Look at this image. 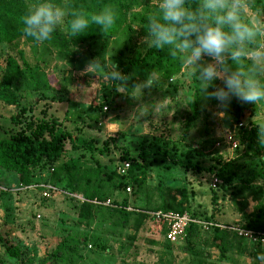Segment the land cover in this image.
Wrapping results in <instances>:
<instances>
[{"label":"rangeland","instance_id":"obj_1","mask_svg":"<svg viewBox=\"0 0 264 264\" xmlns=\"http://www.w3.org/2000/svg\"><path fill=\"white\" fill-rule=\"evenodd\" d=\"M65 3L62 0L58 4ZM57 30L63 31L64 25ZM127 44L139 50L147 45L144 38L129 32L114 36L103 49H100L101 40L90 46L86 42L69 44L65 56L46 42L37 43L25 35L11 43L0 44V70L6 56L13 58L23 70L19 79L10 83L9 93L16 103L0 99V136L11 126L9 116L24 106L31 108L25 112L26 122L29 115L34 123L41 118L54 119L73 133L96 139L97 146L113 134L117 135L116 145L121 143L130 148L137 147L140 137H159L169 145L174 142L180 149L198 144L202 153L194 157L203 167L213 162L209 156H217L221 161H232L230 171L250 173L252 169L246 163L251 156L241 155L242 144H238L237 150L231 149L225 137L230 132L239 143L236 130L239 122L242 126L250 122L264 125V102L255 105L238 102V112L233 117L232 100L231 120L220 121L213 116L217 102L208 101V107H204L205 101L198 92L199 83L185 66L176 77L166 81L158 78L150 90H144L140 100L127 93L116 95L112 86L103 83L99 75L82 74L88 60L102 57L107 61L111 53L117 54ZM214 83L221 84L220 81ZM196 91L197 112L191 120L190 103ZM141 103H158L162 107L155 115L139 118L135 109ZM96 158L107 170L118 174L128 171L118 172L122 161L120 150L111 143L108 152L96 154ZM159 158V154H148L147 160L152 159V163L146 167L138 193L133 195L127 185L128 190H114L111 198L126 199L127 209H130L156 206L162 198L175 204L182 195L181 205L199 217L210 215L224 225L244 224L245 214L251 212L256 203L246 190H223L218 186L221 179L217 176V185L211 187V173L184 169L172 164L168 156L164 160ZM163 163L169 167H163ZM236 164L245 167L237 168ZM48 172L50 170L37 175L45 178ZM239 182L236 180L233 184L239 186ZM260 182V178L252 181L253 185ZM210 188L215 193L214 198ZM130 217L129 225L119 228L106 209H96L87 222L80 221L75 200L57 192L41 197L39 190L26 188L14 174L0 170V238L20 248L22 259L30 264L46 262V255L56 251H62L65 260L59 264H222L225 259L231 264H258L254 260L256 255L251 254L252 246L240 241L232 232H226V251L220 255L211 230L195 229L170 243L165 240L158 220L148 217L134 228V216ZM0 264H16L6 257L2 241Z\"/></svg>","mask_w":264,"mask_h":264},{"label":"trees","instance_id":"obj_2","mask_svg":"<svg viewBox=\"0 0 264 264\" xmlns=\"http://www.w3.org/2000/svg\"><path fill=\"white\" fill-rule=\"evenodd\" d=\"M65 1L69 5H83L89 12H96L104 5L111 4L115 7L118 18L114 28L106 33H103L99 26L93 25L90 26L87 32L74 38L67 33V24H63L64 30L58 31L56 29L52 39L46 41L47 45L49 44L55 48L62 56L67 54L69 44L86 42L90 46L101 40L102 47L100 49H103V46L110 39L121 32L135 33L144 38L147 34V14L157 11L159 3V0ZM33 2L34 0H0V44L11 43L24 35L21 31L22 25L19 22V18L26 13L29 4ZM54 2L61 3L62 0H54ZM257 4L264 5V0H257ZM111 59L119 65L123 74L129 76V89L133 84L145 80L150 72L156 73L158 78L166 81L176 77L184 66L178 57L174 58L169 55L167 49H153L148 44L143 50L127 44L120 51H117V54H113ZM22 72V68L13 58L8 56L3 58L0 70V99L6 103H16L9 93L10 83L13 79H19ZM112 89L116 95L119 94L118 89L116 90L114 85ZM197 97L198 93L196 91L193 95V99H195L190 103L193 112L190 116L191 120L197 112ZM237 104L238 101L233 99V117H236L238 112ZM26 111H31V108L18 107V112L9 116L11 126L4 131V135L0 136V170L14 174L18 182L23 186L33 183L50 184L54 189L49 190V193H61L65 197L76 201L80 221L84 220L83 222H87L96 209H106L109 217H114L115 224L119 228L128 226L132 215L134 216L132 219L134 228H137L145 218L150 217L159 221L164 238L166 231L164 222L155 218L149 212L156 210L186 211L192 218L220 223L215 219H211L210 215L208 217H199L190 210H185V207L181 205L183 202L182 195L175 204L169 201L170 199L162 198L156 206H132L130 209H127L128 203L126 199L117 201L111 198L114 190L123 191L127 185H130L133 195L138 193L140 185L144 181L146 167L152 163V159L147 160L148 154H159L160 160H164V157L168 156L172 164L181 165L184 169L190 168L196 172L204 170L215 174L221 179V183L218 186L223 190L227 188L234 189L235 192L246 190L247 194L256 200V203L252 211L245 214V222L240 226L264 231V148L257 141V127L262 124L250 122L248 125L236 128L239 132L238 144L243 145L241 155H248L252 158L249 163H246V166H250L249 169H252V171L246 173V171H230L232 161H221L217 156H209L213 162L211 161L212 163L203 167L198 159L194 157L202 153L198 144H195L194 147L189 145L180 149L174 142L169 145L167 140H159V137L151 136L149 139L140 137L137 147L130 148L121 143L116 145L114 138L117 135L113 134L108 137L109 139L102 140L101 145L97 146L95 144L96 139L73 133L61 126L60 123L58 124L54 119L46 121L41 118L38 123H34V120L29 115V119L26 122ZM38 126L39 128L36 129ZM187 127L186 125L185 130ZM110 143L120 150L121 160L129 161L127 173L118 174L114 170H107L96 158V154L101 155L108 152ZM238 144L234 148L235 150H237ZM162 166L165 168L169 167L167 163H163ZM234 166L237 168L245 167L243 164ZM48 170L50 172L47 173L45 178L38 177L37 174ZM256 178H260L261 182L253 185L252 181ZM236 180L240 181L239 186L233 184ZM210 192L212 198H214L215 193L212 188H210ZM66 193H78L84 200L79 201ZM91 200L99 202L109 200L111 205L94 203ZM195 229L202 231L211 230L213 233L212 240L216 241L220 255H223L222 253L226 251L224 242L226 232L232 231L217 226H210L207 230H203L198 224L189 223L185 228L184 234H191ZM233 235L242 242L246 241L237 237L234 233ZM0 241L4 243L6 257L14 260L16 264H30L27 259H22L23 251L20 248L13 245V243H5L6 241L1 238ZM250 245L252 246L251 254L257 255L253 245ZM257 245L259 249L256 247L255 249L264 251V246ZM88 248H90V245ZM46 256H48L47 261H42L39 264H59L65 261L62 251H56Z\"/></svg>","mask_w":264,"mask_h":264},{"label":"clouds","instance_id":"obj_3","mask_svg":"<svg viewBox=\"0 0 264 264\" xmlns=\"http://www.w3.org/2000/svg\"><path fill=\"white\" fill-rule=\"evenodd\" d=\"M157 8L147 14L144 42L153 49H167L169 55L181 60L199 83L198 92L205 101L204 107H208V101L217 102L213 111L216 119L231 120L229 108L234 98L241 104L264 102V5H258L257 0H159ZM117 18L118 13L111 4L89 12L83 5L34 0L19 22L26 37L44 43L65 23L67 33L74 38L93 25L106 33L114 28ZM82 74L99 75L103 83L114 85L118 92L137 100L158 79L156 73L150 72L129 91V76L122 73L111 57L107 61L102 57L88 60ZM161 107L158 103H141L135 114L139 118L148 117ZM257 141L264 148V125L257 127ZM239 231L257 251L255 262L264 264V251L255 249L257 239L242 227ZM222 264L231 262L225 259Z\"/></svg>","mask_w":264,"mask_h":264},{"label":"built area","instance_id":"obj_4","mask_svg":"<svg viewBox=\"0 0 264 264\" xmlns=\"http://www.w3.org/2000/svg\"><path fill=\"white\" fill-rule=\"evenodd\" d=\"M238 127H241V122L237 124ZM226 143L229 145L231 149H234L238 142L232 137V134L229 132L228 135H226ZM129 167V161L128 160H122L120 167L117 169L118 172L124 173L127 168ZM218 183L217 177L215 174H211V180H210V186L215 187ZM29 189H35L40 191L41 197L47 198L49 197V190H53L54 188L48 184V183H33L28 186H25ZM126 190H128V186L126 187ZM67 195L74 197L75 199L79 201H83L84 198L78 194V193H66ZM94 203H101L104 205H111L109 200H105L102 202L91 200ZM152 214L155 218L160 219L165 224V239L168 242H175L181 236L184 234L185 228L189 223H196L198 224L203 230H207L210 226H217L220 228H227L230 231H232L237 237H240L241 239L246 240L248 243L252 244L247 238L245 234L239 231V229L242 227L244 232H251L254 238L257 239L255 244H259L264 246V231L263 230H256V229H250L247 227H243L240 225H224L221 223H214L211 221H204L195 219L189 216V214L186 211L182 212H173V211H151L149 212ZM89 247V245H88Z\"/></svg>","mask_w":264,"mask_h":264}]
</instances>
